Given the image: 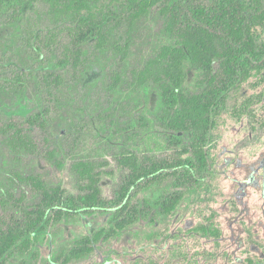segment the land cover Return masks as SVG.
I'll use <instances>...</instances> for the list:
<instances>
[{
  "label": "rangeland",
  "instance_id": "1",
  "mask_svg": "<svg viewBox=\"0 0 264 264\" xmlns=\"http://www.w3.org/2000/svg\"><path fill=\"white\" fill-rule=\"evenodd\" d=\"M114 38L124 42L126 36ZM170 42L153 10L133 25L124 54L113 46L96 50L87 42L85 64L73 70L59 65L72 43L44 2L28 0L18 13L10 8L0 12V128L15 123L36 143L32 151L16 155L0 131V222H26L41 205V192L26 180L16 181V173L38 176L46 186L76 197L85 183L72 166L88 161L101 191L98 207L91 212L80 208L49 223L34 246L37 251L14 255L7 264H62L60 254L106 226L127 179L119 163L125 154L145 164L189 157L182 150L190 145L188 134L160 118L156 85L139 83L133 75ZM214 69H220L217 61ZM49 73L60 74L61 84H48ZM197 75L187 64L185 92L197 91ZM232 82L225 85L216 126L205 142L206 168L189 169L185 186L174 185L170 169L160 171V180L150 187L142 186V180L131 188L129 200L140 206L148 199L152 221L142 217L67 264H264V68ZM43 108H48L46 127L29 124L27 117ZM177 192L183 198L176 210L160 215L155 199ZM202 224L217 228L219 236L194 230ZM59 255V262L52 263Z\"/></svg>",
  "mask_w": 264,
  "mask_h": 264
},
{
  "label": "trees",
  "instance_id": "2",
  "mask_svg": "<svg viewBox=\"0 0 264 264\" xmlns=\"http://www.w3.org/2000/svg\"><path fill=\"white\" fill-rule=\"evenodd\" d=\"M27 1L0 0V12L10 8L18 13ZM41 1L47 5L50 18L64 25L70 36L72 45L65 47L59 65L73 70L85 64L83 48L87 42L96 50L113 46L114 50L124 54L135 22L155 10L162 18L163 29L171 42L162 45L139 71L133 70V75L139 83L150 80L156 85L160 118L169 128L186 133L190 138V145L182 149L190 155L183 159L145 164L133 153L119 158L120 165L128 171L117 196L119 205L106 226L82 236L68 252L60 254L62 264H67L89 255L95 245L119 236L142 217L152 221L148 216L151 210L148 199H142L140 206L129 200L131 188L142 180V186L150 187L160 180V171L170 169L175 177L174 185L185 186L189 182V169L206 168L205 142L210 130L216 126L215 114L219 113L217 106L225 85L233 83L237 76L246 80L252 70L258 72L264 68V0ZM118 34L126 36L124 42L114 38ZM216 61L220 67L218 71L214 69ZM187 64L198 71V89L193 93L183 89ZM49 76L46 78L48 84L60 85L63 81L60 74L49 73ZM47 115L48 108H43L28 116L27 122L46 127ZM0 131L7 134L6 143L16 155L36 147L22 126L9 122ZM57 164L62 166L60 162ZM183 167H187L183 172L177 170ZM72 168L85 183L83 193L76 197L66 195L59 186H46L38 176L14 174L16 181L26 180L41 192V205L28 213L26 222H0V264H7L14 255L33 253L31 248L37 251L34 246L49 223L71 216L72 211L80 208L91 212L100 205V179L94 175L92 164L81 160ZM182 198V193L178 192L158 196L154 201L155 209L160 215H171ZM194 230L219 236L217 228L204 224ZM60 255L52 258V263L59 262Z\"/></svg>",
  "mask_w": 264,
  "mask_h": 264
}]
</instances>
